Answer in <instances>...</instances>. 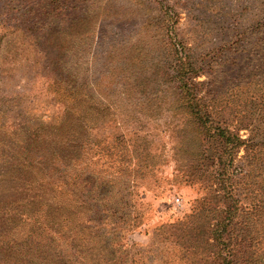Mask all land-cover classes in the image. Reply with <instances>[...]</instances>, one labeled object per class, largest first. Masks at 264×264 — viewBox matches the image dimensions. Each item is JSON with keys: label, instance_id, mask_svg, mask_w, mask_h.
<instances>
[{"label": "rangeland", "instance_id": "374dc122", "mask_svg": "<svg viewBox=\"0 0 264 264\" xmlns=\"http://www.w3.org/2000/svg\"><path fill=\"white\" fill-rule=\"evenodd\" d=\"M171 37L203 68L201 102L242 140L223 167L193 157L190 139L205 144L204 130L169 105ZM76 84L90 177L66 180L51 157L74 151L65 138ZM41 175L52 180L45 201L64 200L63 211L88 216L102 204L105 227L76 240L88 239V264L109 252L126 264H219L215 253L228 255L211 230L231 206L222 238L253 229L246 263L264 264V0H0V253L7 239L38 242L34 220L16 214Z\"/></svg>", "mask_w": 264, "mask_h": 264}, {"label": "trees", "instance_id": "16d2710c", "mask_svg": "<svg viewBox=\"0 0 264 264\" xmlns=\"http://www.w3.org/2000/svg\"><path fill=\"white\" fill-rule=\"evenodd\" d=\"M162 7L164 6H161V8ZM167 29L171 32V27L169 25H167ZM166 46L172 53L169 54L170 59L174 61V64H171L169 68L172 72H168L167 76L176 84V89L178 90L173 99L169 100V105L176 103L177 109H181L187 116H190L193 123L198 127H202L204 130L202 141H205V144L206 140L212 143H219L218 150L211 152L209 147H204L205 144L201 145V143H199L196 146V142L199 139H190L192 148L194 151L196 150L193 157L195 156L194 158L204 163V165L213 166V164H220V167H223L229 160V156L240 147L242 140L239 135H235L231 132L227 120H221L224 118H221L220 121L215 120L216 118L212 115V110L208 109L206 104L201 102L204 100V96L199 95V91L195 87L201 85L202 81H195V79L202 73L203 68L196 66L192 60H190L191 57L189 54L184 52V46L176 39L171 37L170 40H167ZM80 87V84H76L67 90L70 100H74V103L71 104L72 106H70L68 111H73L75 117L70 121L69 126L72 134L70 137L65 138V140L75 152H70L67 158H64L63 155L58 152H54L53 157H51L54 161L59 157L64 160L63 176L66 180H68V177H83L84 175L90 177V170H87V168H84L80 164L84 141H80L81 135L74 131L76 127L80 131L83 129L84 116H86V107L83 106V102L78 100V96L81 95L79 92ZM76 135L80 136L78 137ZM183 142L188 144V140H184ZM54 161L50 160L49 165L55 167L56 164H50ZM61 165L58 164V166ZM28 167H30L32 171H35L33 168L34 165H29ZM40 177L41 182L37 181V187L33 190L30 189L31 194L29 196L31 198H23L29 209L26 208L16 214V217H19L18 221H20V218H22V220H34V222L31 223L33 230L29 229L30 233L28 236L34 235L35 233L34 237L38 239V242L34 245H32L31 241L17 245L15 240L8 242L7 239V246L0 253V264H88L86 259L88 248L85 246L88 239L85 242L76 240H82L83 235L87 232L85 231L87 228H94L96 225H99L101 228L102 226L105 227L103 222H106L107 217L104 218L97 214L99 210L102 209V204L94 203V210L88 216L63 211L67 208L64 205V200L45 201L47 191L44 189H47L48 193L51 192L49 182L52 180H49L46 176L41 175ZM68 188L69 191L75 193V185L72 182H69ZM94 190H96V188L93 184L87 192H92ZM93 199L97 202L99 197H94ZM81 202L78 199L74 200V203H76L78 207ZM231 207L234 211L233 206ZM262 209V237L264 238V200L262 201ZM233 211L229 210L227 213L224 211L225 215L221 220L217 221L215 227L211 230L212 238L216 240L218 244H221L222 249L226 250L228 255V257H223L215 251V256L217 255L221 259L218 260L219 264H247L246 262L250 260L251 254L249 250L251 249L250 243L253 242V229L246 228L245 226V228H240L241 233L236 232L235 236L231 238H222V233L233 223ZM88 223L94 225L91 227L87 225ZM191 229L188 231L190 239L194 238ZM95 237H97V233L94 234L93 238ZM94 240L96 239L92 241ZM93 243L94 245L91 246V249L94 248V250H96V243ZM240 245H242V250H240ZM215 246L217 247L218 245L215 244ZM109 254L108 257L102 256L100 258H95V253L93 255L92 264H126V261H122L124 258L122 254L118 256L112 252H109Z\"/></svg>", "mask_w": 264, "mask_h": 264}, {"label": "built area", "instance_id": "2783aa9c", "mask_svg": "<svg viewBox=\"0 0 264 264\" xmlns=\"http://www.w3.org/2000/svg\"><path fill=\"white\" fill-rule=\"evenodd\" d=\"M173 202L176 206H181L183 203L179 196L175 197Z\"/></svg>", "mask_w": 264, "mask_h": 264}]
</instances>
